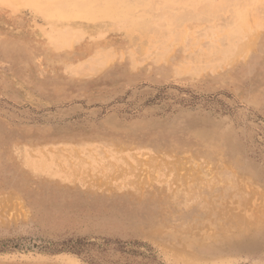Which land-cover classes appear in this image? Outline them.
<instances>
[{"label":"rangeland","instance_id":"374dc122","mask_svg":"<svg viewBox=\"0 0 264 264\" xmlns=\"http://www.w3.org/2000/svg\"><path fill=\"white\" fill-rule=\"evenodd\" d=\"M0 264H264V0H0Z\"/></svg>","mask_w":264,"mask_h":264},{"label":"bare ground","instance_id":"6f19581e","mask_svg":"<svg viewBox=\"0 0 264 264\" xmlns=\"http://www.w3.org/2000/svg\"><path fill=\"white\" fill-rule=\"evenodd\" d=\"M85 31V30H84ZM105 43V42H104ZM56 51V50H55Z\"/></svg>","mask_w":264,"mask_h":264}]
</instances>
